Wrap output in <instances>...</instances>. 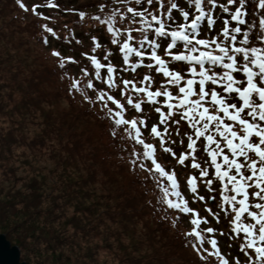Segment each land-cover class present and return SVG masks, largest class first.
Listing matches in <instances>:
<instances>
[{
	"label": "snow or ice",
	"instance_id": "obj_1",
	"mask_svg": "<svg viewBox=\"0 0 264 264\" xmlns=\"http://www.w3.org/2000/svg\"><path fill=\"white\" fill-rule=\"evenodd\" d=\"M16 3L44 21L42 45L75 49L50 48L69 93L146 173L161 219L187 218L184 245L201 264H264V0ZM52 11L74 12L87 34Z\"/></svg>",
	"mask_w": 264,
	"mask_h": 264
},
{
	"label": "trees",
	"instance_id": "obj_2",
	"mask_svg": "<svg viewBox=\"0 0 264 264\" xmlns=\"http://www.w3.org/2000/svg\"><path fill=\"white\" fill-rule=\"evenodd\" d=\"M63 3L92 11V0L82 7L75 0ZM51 15L59 16L61 28L67 23L87 34L88 25L78 26L74 12ZM41 23L16 0H0V193L6 188L0 220L18 217L10 223L25 233L11 238L20 246L30 242L26 238L40 242L54 264H201L184 245L187 218L175 228L161 219L154 200L158 193L144 181L146 173L130 170L123 142L110 137L95 109L69 93L50 48L62 47L65 55L75 49L60 42L42 45ZM70 68V75H78L75 65ZM37 155L53 167L40 170ZM159 159L174 162L164 153ZM23 165L30 166L31 176L17 175ZM219 239L227 250V237Z\"/></svg>",
	"mask_w": 264,
	"mask_h": 264
},
{
	"label": "rangeland",
	"instance_id": "obj_3",
	"mask_svg": "<svg viewBox=\"0 0 264 264\" xmlns=\"http://www.w3.org/2000/svg\"><path fill=\"white\" fill-rule=\"evenodd\" d=\"M75 1L81 7L82 6H85L87 4V2H88V0H75ZM31 155H34V154H29L30 157H31ZM36 158H38V160H39L40 163H36L35 165L37 167L38 166H41L40 167V170H43V167L42 166H44V167H47L48 166L50 168L53 167V166H51V165H53V163L52 164H48L47 166L45 164H43V162L45 160L42 159L41 156H38L37 155ZM29 167L30 166H28V165H23V167L17 168L16 169L17 175L18 176H24V175L31 176L32 173H31V170L29 169ZM27 192H28V190H26V193ZM2 194L3 195L6 194V188L5 189L4 188L1 189V193H0V203H6V199L5 198L2 199ZM7 195H10V194L7 193ZM9 202H12V201L9 200ZM41 205L42 204H40V206ZM194 205H196V204H194ZM11 213H13V211H11ZM5 214H7V213H5ZM10 216L11 215L8 214L7 217H10ZM2 217L4 219V216H2ZM2 217H1L0 223H5V225H7L8 227L0 228V234H3L9 240V243H10L11 246H17V248L19 250V259H20V261H23L26 264H39V262H37V260H42L43 261V264H52L53 263V262L52 263L51 262H48V257H46V255L41 252V250L43 249V246L41 245L40 242L35 243L34 241H32L34 239L26 238V241L27 240H30V242L27 245L25 244L23 246H20L19 244H16L15 243V241L13 240V239H15L14 237H17V238H25V237H23V235L25 233L17 230V228L12 227V224L10 223V222H13L11 220H15V218L18 220V217L12 216L13 218L11 219V217H10V221L6 220L7 218H5V221H3ZM39 222H40V220H39ZM0 226H3V225H0ZM18 234H20L21 236L19 237ZM11 237H13V239ZM49 258L52 259V256H49Z\"/></svg>",
	"mask_w": 264,
	"mask_h": 264
},
{
	"label": "water",
	"instance_id": "obj_4",
	"mask_svg": "<svg viewBox=\"0 0 264 264\" xmlns=\"http://www.w3.org/2000/svg\"><path fill=\"white\" fill-rule=\"evenodd\" d=\"M0 264H26L20 262L17 246H11L3 234H0Z\"/></svg>",
	"mask_w": 264,
	"mask_h": 264
},
{
	"label": "bare ground",
	"instance_id": "obj_5",
	"mask_svg": "<svg viewBox=\"0 0 264 264\" xmlns=\"http://www.w3.org/2000/svg\"><path fill=\"white\" fill-rule=\"evenodd\" d=\"M20 262H22V261H20Z\"/></svg>",
	"mask_w": 264,
	"mask_h": 264
}]
</instances>
